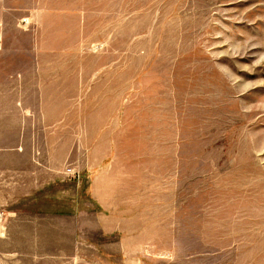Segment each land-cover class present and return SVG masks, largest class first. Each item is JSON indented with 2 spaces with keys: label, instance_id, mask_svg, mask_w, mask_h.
Masks as SVG:
<instances>
[{
  "label": "rangeland",
  "instance_id": "1",
  "mask_svg": "<svg viewBox=\"0 0 264 264\" xmlns=\"http://www.w3.org/2000/svg\"><path fill=\"white\" fill-rule=\"evenodd\" d=\"M68 4L55 58L81 60V169L54 200L97 162L145 263L264 264V0Z\"/></svg>",
  "mask_w": 264,
  "mask_h": 264
},
{
  "label": "crops",
  "instance_id": "2",
  "mask_svg": "<svg viewBox=\"0 0 264 264\" xmlns=\"http://www.w3.org/2000/svg\"><path fill=\"white\" fill-rule=\"evenodd\" d=\"M63 2L0 0V264H148L144 222L103 195L97 162L87 190L53 198L64 165L81 169V60L55 58L53 31L79 14Z\"/></svg>",
  "mask_w": 264,
  "mask_h": 264
},
{
  "label": "built area",
  "instance_id": "3",
  "mask_svg": "<svg viewBox=\"0 0 264 264\" xmlns=\"http://www.w3.org/2000/svg\"><path fill=\"white\" fill-rule=\"evenodd\" d=\"M25 23V19L22 20ZM3 216V212H0V218Z\"/></svg>",
  "mask_w": 264,
  "mask_h": 264
}]
</instances>
